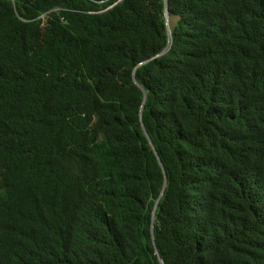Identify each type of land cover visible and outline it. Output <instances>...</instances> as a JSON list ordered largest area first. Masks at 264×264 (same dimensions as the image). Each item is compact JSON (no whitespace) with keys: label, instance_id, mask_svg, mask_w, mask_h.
Returning a JSON list of instances; mask_svg holds the SVG:
<instances>
[{"label":"trees","instance_id":"trees-1","mask_svg":"<svg viewBox=\"0 0 264 264\" xmlns=\"http://www.w3.org/2000/svg\"><path fill=\"white\" fill-rule=\"evenodd\" d=\"M161 263L264 264V0H0V264Z\"/></svg>","mask_w":264,"mask_h":264},{"label":"water","instance_id":"water-1","mask_svg":"<svg viewBox=\"0 0 264 264\" xmlns=\"http://www.w3.org/2000/svg\"><path fill=\"white\" fill-rule=\"evenodd\" d=\"M162 165V164H161ZM163 167V166H162ZM161 264H163V263H161Z\"/></svg>","mask_w":264,"mask_h":264}]
</instances>
